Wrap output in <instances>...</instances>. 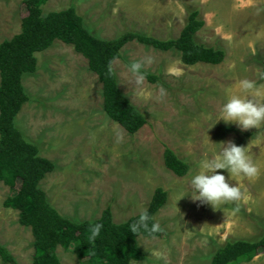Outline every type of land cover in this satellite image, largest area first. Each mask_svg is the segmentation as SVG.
<instances>
[{
  "label": "rangeland",
  "instance_id": "374dc122",
  "mask_svg": "<svg viewBox=\"0 0 264 264\" xmlns=\"http://www.w3.org/2000/svg\"><path fill=\"white\" fill-rule=\"evenodd\" d=\"M70 7L98 39L134 32L163 41L177 39L188 11L199 9L205 27L195 42L226 56L217 66H185L174 50L126 44L112 67L121 94L146 121L130 135L103 112L102 86L72 46L55 41L35 54L36 72L22 77L28 102L14 125L54 164L39 184L48 203L75 223L95 221L109 206L120 224L140 216L156 188L166 191L154 216L165 236L139 237L145 258L130 264H210L227 240L258 239L264 234V0H48L41 10ZM26 15L24 0H0V43L20 32ZM164 147L190 164L186 177L165 168ZM10 195L0 183V246L15 264H31L30 229L3 206ZM55 254L60 264H78L71 251L58 247ZM257 257L264 261L262 252Z\"/></svg>",
  "mask_w": 264,
  "mask_h": 264
},
{
  "label": "trees",
  "instance_id": "16d2710c",
  "mask_svg": "<svg viewBox=\"0 0 264 264\" xmlns=\"http://www.w3.org/2000/svg\"><path fill=\"white\" fill-rule=\"evenodd\" d=\"M48 0H24L27 15L21 20L20 32L0 43V183L11 195L3 206L18 212V224L30 229L33 238L31 264H60L55 250L71 251L78 264H130L145 256L137 239H161L165 232L156 227L155 214L166 204L168 193L156 188L140 216L115 224L107 206L92 222H72L61 216L39 188L44 177L54 171V164L40 158L37 147L27 142L16 129L14 120L28 102L22 77L37 70L35 54L49 49L55 41L72 46L87 61L90 72L102 86V110L126 133L136 134L146 123L144 116L121 94L113 63L121 50L131 42L161 52L180 54L185 66L220 65L226 56L221 48L195 42V35L205 27L199 9L188 11L186 23L177 39L158 40L134 32H125L113 40L93 36L75 8L43 15L41 7ZM264 77V63L261 67ZM155 81V78H149ZM162 161L174 176L183 178L191 172L190 164L164 147ZM264 233V232H263ZM264 234L256 240H227L218 247L210 264H247L261 252ZM0 260L15 264L0 246Z\"/></svg>",
  "mask_w": 264,
  "mask_h": 264
},
{
  "label": "crops",
  "instance_id": "0c3cea01",
  "mask_svg": "<svg viewBox=\"0 0 264 264\" xmlns=\"http://www.w3.org/2000/svg\"><path fill=\"white\" fill-rule=\"evenodd\" d=\"M247 264H264V261H262V260L260 261V259H258V257H256V258H254L252 261H250Z\"/></svg>",
  "mask_w": 264,
  "mask_h": 264
}]
</instances>
